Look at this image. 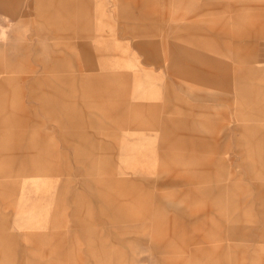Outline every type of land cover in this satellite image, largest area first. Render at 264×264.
<instances>
[{"label":"rangeland","instance_id":"rangeland-1","mask_svg":"<svg viewBox=\"0 0 264 264\" xmlns=\"http://www.w3.org/2000/svg\"><path fill=\"white\" fill-rule=\"evenodd\" d=\"M262 47L264 0H0V264H264Z\"/></svg>","mask_w":264,"mask_h":264},{"label":"crops","instance_id":"crops-1","mask_svg":"<svg viewBox=\"0 0 264 264\" xmlns=\"http://www.w3.org/2000/svg\"><path fill=\"white\" fill-rule=\"evenodd\" d=\"M257 56L260 57L259 59H261V57H262V59H264V47L261 48V52L258 53ZM257 56L253 54V61L255 63H257L259 61V59L257 58ZM179 74L181 75L180 72H177L175 74V76H179ZM186 79L190 80V78H186ZM174 93H176L178 99H182V96H181V94L179 92H170L167 89V95H166L167 98L164 99L161 103H156V104L153 105V107H151V108H154L155 109V111H152V112H155V113L156 112H159V111L161 112V114L160 113H156L154 115V119L150 122V124H151V126L154 129H160V131L162 132V134L165 133V127H169V126H172V125H177V126H180L181 125L182 127L183 126H186V125H190V124H188V122L186 120H180V119L177 120V119H174V118H172L170 116L162 115L164 113L169 112L174 107V106H172V103L168 102V99H170L171 95H173ZM183 100L184 99H182V101ZM192 108H193V106L191 105L190 106V109H189V113L190 114L193 112L192 111ZM26 109L27 108L25 107V110ZM131 109H133V108L132 107H129V110H131ZM124 121H126V124L120 123V124L116 125V127L117 128H121V127H124L125 126L124 129H126V127L128 129V128L133 127V125H135V126H141V125H137L138 123H136L135 121H130V119L129 120H124ZM142 127H146V125L145 126H142ZM138 128H141V127H138ZM150 185L151 184L147 183V186L148 187ZM157 185H158V183L156 184V186Z\"/></svg>","mask_w":264,"mask_h":264}]
</instances>
